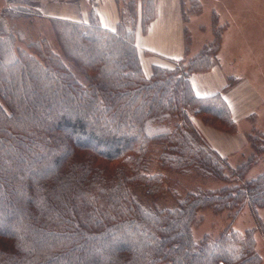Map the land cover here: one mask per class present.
Masks as SVG:
<instances>
[{"label":"trees","instance_id":"trees-1","mask_svg":"<svg viewBox=\"0 0 264 264\" xmlns=\"http://www.w3.org/2000/svg\"><path fill=\"white\" fill-rule=\"evenodd\" d=\"M135 1L119 5L114 30L93 10L86 22L48 17L58 54L46 39L17 45L8 21L37 10H0V264H261L252 230L191 235L202 209L233 222L264 206V172L242 180L264 158V131L252 124L250 156L230 168L192 123L236 131L222 95L195 96L189 82L213 65L220 34L185 65L153 66L146 77L135 30L147 28L154 3L141 0L138 11ZM163 172L226 185L161 207L157 199L174 195Z\"/></svg>","mask_w":264,"mask_h":264},{"label":"rangeland","instance_id":"rangeland-1","mask_svg":"<svg viewBox=\"0 0 264 264\" xmlns=\"http://www.w3.org/2000/svg\"><path fill=\"white\" fill-rule=\"evenodd\" d=\"M128 0H119V5L126 8ZM157 6V0H154ZM137 10L141 7V0H136ZM183 13L185 34L187 36L185 56L182 63L185 65L190 58L202 53L213 40L214 31L218 30L217 46L214 50L212 63L216 62L219 69H225L233 76H244L260 73L254 78L257 80L259 90L264 91V0H180ZM95 0H0V10L4 7L24 6L37 10L41 16L21 17L8 21V26L16 33L17 45L24 48L27 43L46 39L53 50L58 54L59 49L53 29L48 22V17L75 18L81 21L88 9H96ZM89 9V10H90ZM71 16V17H70ZM222 43V48H221ZM76 77L85 82L79 76L77 70L70 63ZM67 64V65H68ZM263 71V72H262ZM252 78V77H249ZM234 83L231 80L230 84ZM195 120V118H191ZM250 121L246 124L239 123L245 135L251 129ZM261 131L264 129L256 123ZM200 135V134H199ZM247 149L240 155L229 156L227 162L230 168L247 161L251 151L247 142ZM156 148L152 152H156ZM221 156V155H220ZM152 157H155L154 154ZM148 171L150 174L159 171L157 164L151 161ZM264 172V158L250 166L243 176V181L255 178ZM165 174V186L174 195H166L155 201L161 207H169L175 204L176 199L183 197L187 192L198 189H219L226 184L211 178L192 172L186 175L175 173ZM232 180L230 185H233ZM229 185V184H228ZM264 207V206H263ZM257 210L253 216L244 207L233 222H230L228 212L215 213L211 209H202L197 212L195 221L191 225V235L195 242L207 236L215 239L230 225L232 230L243 233L252 230L254 240H259V246L255 240V251L262 257L264 264V208ZM262 209V211H260ZM258 237V238H256Z\"/></svg>","mask_w":264,"mask_h":264},{"label":"crops","instance_id":"crops-1","mask_svg":"<svg viewBox=\"0 0 264 264\" xmlns=\"http://www.w3.org/2000/svg\"><path fill=\"white\" fill-rule=\"evenodd\" d=\"M95 2L97 8L93 11L96 13L101 27L114 30L119 20V1L95 0ZM153 3L154 13L149 25L143 30L138 23L135 30V45L142 71L146 77L150 76L153 66L171 68L174 60H183L186 50L180 0H157V6L154 0ZM89 9L81 21L75 18L62 19L86 22L91 11ZM140 9L139 7L138 11ZM214 64L208 70L190 74L191 89L198 97L221 94L230 110L232 120L236 124V131L233 134L218 131L204 125L198 119L192 120V123L211 149L222 157H232L236 154L240 155L248 147L247 134L245 135L242 129L239 130V123L246 124L247 121H250L251 126L252 124L256 126L258 123L264 129V91L259 90L257 80L254 78L260 73L233 76L230 74L231 72L223 68L219 69ZM231 80H234V83L232 81L230 84ZM259 240H256L257 247Z\"/></svg>","mask_w":264,"mask_h":264}]
</instances>
